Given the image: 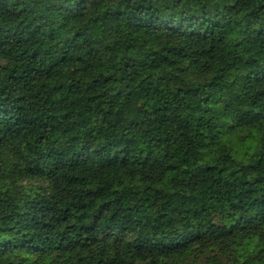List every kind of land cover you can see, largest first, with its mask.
<instances>
[{
  "label": "trees",
  "instance_id": "obj_1",
  "mask_svg": "<svg viewBox=\"0 0 264 264\" xmlns=\"http://www.w3.org/2000/svg\"><path fill=\"white\" fill-rule=\"evenodd\" d=\"M0 264H264V0H0Z\"/></svg>",
  "mask_w": 264,
  "mask_h": 264
}]
</instances>
